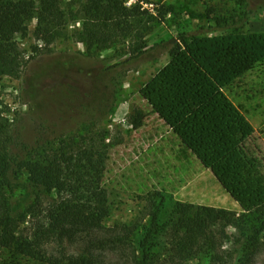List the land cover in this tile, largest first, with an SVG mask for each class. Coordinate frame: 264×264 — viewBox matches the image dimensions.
<instances>
[{
	"label": "rangeland",
	"instance_id": "obj_1",
	"mask_svg": "<svg viewBox=\"0 0 264 264\" xmlns=\"http://www.w3.org/2000/svg\"><path fill=\"white\" fill-rule=\"evenodd\" d=\"M82 2L62 0L66 33L57 40L48 44L38 39L36 19L29 23L28 36L17 37L25 53L24 71L19 78L0 80V108L12 130V153L24 158L48 138L58 144L59 135L52 130L41 135L39 124L42 118L58 122V128L71 124L59 119L71 115L61 114L65 106L60 92L67 82L79 94L107 85L113 91L111 113L86 118L82 129L71 127L65 138L78 140L99 127H106L114 138L103 178L111 206L108 226L138 219L145 195L154 190L238 212L263 204L264 59L220 89L184 52L179 35L264 31V0H128L153 15L162 5L168 8L163 21L151 18L143 23V30H150L139 55L132 50L136 38L93 53L76 41ZM43 66L48 71L33 77ZM24 229L30 231V223ZM230 231L229 246L236 247L238 232ZM87 240L79 236L66 242L67 252L80 253ZM47 249L59 255L55 242ZM99 253L102 264H130L120 250ZM257 264H264V250Z\"/></svg>",
	"mask_w": 264,
	"mask_h": 264
},
{
	"label": "trees",
	"instance_id": "obj_2",
	"mask_svg": "<svg viewBox=\"0 0 264 264\" xmlns=\"http://www.w3.org/2000/svg\"><path fill=\"white\" fill-rule=\"evenodd\" d=\"M127 1L83 0L77 10L83 21L74 33L76 41L93 53L136 38L132 50L139 55L147 47L143 39L150 30H143V23L151 18L163 21L168 8L162 5L153 15L148 8ZM61 2L0 0V80L22 75L25 53L17 37L29 35L32 19L37 20L35 34L44 43L65 35ZM179 41L220 89L264 59V31L181 33ZM47 71L48 66H43L33 77L41 78ZM67 83L60 92L65 106L61 114L71 115L59 119L71 124L58 128V122L42 118L41 135L52 130L59 135L58 144L43 139L24 158L10 150L12 130L0 108V264H102L99 252L107 249L122 251L130 264H257L264 250V203L238 212L177 200L154 190L145 195L138 219L108 226L111 206L103 178L114 138L106 127L88 130L78 140L65 135L71 127L82 129L88 117L91 121L109 115L113 91L103 85L79 94ZM27 222L31 230L26 233ZM230 228L238 232L236 247L229 246ZM79 236L89 240L80 253L70 254L66 242ZM53 242L59 255L47 249Z\"/></svg>",
	"mask_w": 264,
	"mask_h": 264
}]
</instances>
